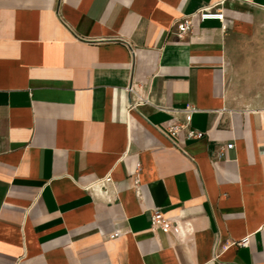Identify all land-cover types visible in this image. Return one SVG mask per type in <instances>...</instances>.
<instances>
[{
	"label": "crops",
	"instance_id": "obj_1",
	"mask_svg": "<svg viewBox=\"0 0 264 264\" xmlns=\"http://www.w3.org/2000/svg\"><path fill=\"white\" fill-rule=\"evenodd\" d=\"M218 2L0 0V264H264V0Z\"/></svg>",
	"mask_w": 264,
	"mask_h": 264
},
{
	"label": "built area",
	"instance_id": "obj_2",
	"mask_svg": "<svg viewBox=\"0 0 264 264\" xmlns=\"http://www.w3.org/2000/svg\"><path fill=\"white\" fill-rule=\"evenodd\" d=\"M226 1L227 0H219L218 5H223ZM213 8H214V6L207 7L205 9H202L201 11H199V13H197V14L202 15L204 13L211 11ZM192 18H193V16L184 17L180 22H178L176 24V36H177L178 40H180V41L184 40L185 37L187 36V34L192 31V28H193V19ZM128 91L131 93L132 89L130 88V89H128ZM159 110L164 111L165 109H159ZM176 129H177V127L174 126L171 128V131L173 133H176L175 132ZM195 137H197V135L194 132H190L188 134V138H195ZM233 147H234V145L231 144V145H228L226 147V149H232ZM105 184H106V180L103 179V180L98 181L94 185L88 187L87 189L91 190V189H96L98 187L103 188V186H105ZM151 222H152L153 227L161 229L165 232L179 233L181 231V226H179L177 223H171V222L166 221L159 211H154V213L151 216ZM119 235H120L119 233H114L113 235H111V238L118 237ZM246 243H247V241H242L239 243V246L243 247L246 245Z\"/></svg>",
	"mask_w": 264,
	"mask_h": 264
}]
</instances>
